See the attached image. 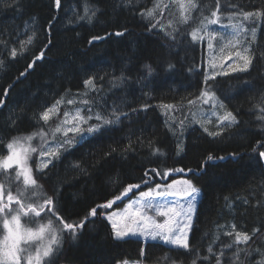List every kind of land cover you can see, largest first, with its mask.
I'll return each instance as SVG.
<instances>
[{
	"label": "trees",
	"instance_id": "1",
	"mask_svg": "<svg viewBox=\"0 0 264 264\" xmlns=\"http://www.w3.org/2000/svg\"><path fill=\"white\" fill-rule=\"evenodd\" d=\"M10 2L0 0V60L3 61L0 98L5 99V105L0 107V156L7 153L6 145L12 137L40 130L44 122L38 124L34 114L38 117L40 111L61 97V112L76 106L85 110L81 101L87 99L93 103L94 113L107 114L115 106L127 115L103 134L63 152L43 173L36 171L39 153H33L28 163L44 193L52 195L57 191L61 214L78 222L92 207L113 199L128 184H141L112 208L100 209L103 215L89 217L90 222L78 236L65 235L53 257L54 264H119L142 258L154 264H173L178 254L172 252V259H165L168 248L162 244L115 239L105 215L121 209L148 187L180 177L192 180L200 190L190 245L199 248L201 257L209 255L211 264H215L214 255L207 249L212 246L213 253L219 254L225 245L231 244L234 234L229 237L224 233L231 231L234 224L236 230L249 234L254 228L259 230L248 245H240L248 251L247 257L241 254L243 264H264V169L258 163L259 152L264 151L261 128L264 119H259L264 117L261 111L264 108V0H220V15L237 12L235 20L242 21L239 13L251 12L253 17L249 18L252 20L247 27L256 29L255 39L245 41L248 55L253 57L250 69L208 82L238 123L226 126L218 136H210L196 127L188 128L184 153L179 156L175 133L181 127L180 122L185 121L189 109L186 105L189 100H197L200 91L208 86L204 83L206 45L199 39L193 42L191 32L201 28L205 16L211 17L216 0H195L202 11L193 10L187 24L174 14L178 8L172 0H61L60 9L55 8L54 0H20L19 8L6 7ZM157 2L160 6L166 2L170 5L176 26L157 25L149 30L153 23L141 12L152 9ZM86 7L90 10L87 13ZM91 10H96V15L89 21L87 15ZM158 12L157 9L154 13L155 20ZM77 15L85 19L77 20ZM118 31L124 34L117 36ZM33 32V42L25 45L21 53V41H27ZM92 37L104 39L89 44ZM49 40L51 45L45 50ZM13 48L18 52L16 58L10 55ZM42 50L44 57L28 69V64ZM146 66H150L151 73ZM25 71L26 75L20 76ZM90 76L97 77V87L102 83V91L85 87L83 82ZM121 76L124 77L121 86L112 88L109 81ZM99 77L105 79L101 82ZM5 88H9L6 97ZM69 99L77 101L69 105ZM168 104L174 106V122H169L161 112ZM12 119L16 121L14 125ZM56 120L53 117L44 125L45 129L54 128L58 124ZM137 138L143 145L137 143ZM129 140L135 151L124 157L120 150ZM52 142L49 135V144ZM39 143V137L31 142L33 146ZM111 147L117 148V152L105 157L104 153ZM154 148L159 149L157 155L151 154ZM232 153L239 155L234 158ZM209 155L214 159L208 160ZM222 156L225 159H218ZM76 164L80 168H74ZM152 168L160 171L184 168L193 172L173 173L167 180H161L149 171L150 184H142L145 171ZM234 251V248L225 250L224 264H231ZM181 254L176 264H191L192 257L183 254V250Z\"/></svg>",
	"mask_w": 264,
	"mask_h": 264
},
{
	"label": "snow or ice",
	"instance_id": "2",
	"mask_svg": "<svg viewBox=\"0 0 264 264\" xmlns=\"http://www.w3.org/2000/svg\"><path fill=\"white\" fill-rule=\"evenodd\" d=\"M130 2V0H128ZM179 6V17L180 22L187 24L191 18L193 10L202 11L199 8L195 0H176ZM6 7L19 8L20 0H11L10 3L5 4ZM54 6L56 9L61 8V0H54ZM170 7L169 4H164L163 7L157 2L152 9L142 11V16H147L150 19H154V13L158 9L161 15ZM221 3L220 0H216L215 10L211 11V18L205 16L204 20L207 21L208 25H217L221 20ZM90 10L86 7L85 12ZM243 16L245 21L253 17L251 12L239 13ZM96 15V10H91V14L87 15V19L91 21ZM237 12L230 13L228 19L229 24L233 29V35L235 38H239L244 32V26L240 22L232 23V17L237 16ZM259 15V13H256ZM55 19V17H54ZM77 20H84L85 16H76ZM204 20L201 21V25L204 26ZM51 23V21L49 22ZM72 23V20H69ZM171 21L169 26H171ZM157 24H152L150 29H155ZM205 27V35L209 37L208 47L212 48V40L215 39V32H207ZM161 28L163 26L161 25ZM126 31V30H125ZM173 31H177L173 29ZM117 36L123 35V32H116ZM166 35L172 36L171 33ZM253 38L256 36V29L252 30ZM33 35L28 36L27 41H21L20 52L23 53L25 45H30L33 42ZM192 41L196 42L197 39L203 40V36L198 37V29H194L191 32ZM104 37H92L89 40V44L95 40H101ZM175 39V36H172ZM241 43L239 39L236 41ZM2 43V41H0ZM51 45V40L45 45V50ZM244 53L249 52V48L243 49ZM12 58H16L18 55L17 49L13 48L10 53ZM45 51L42 50L35 59L28 64L27 68L31 69L37 60L44 57ZM237 57L243 61V66L238 68H232V71L247 72L253 63V57L249 55H241L240 52L236 53ZM231 58V57H229ZM0 64L3 61L0 60ZM149 73H151L150 66H146ZM171 67V66H170ZM214 67V66H213ZM231 67V65H229ZM27 71V70H26ZM25 72H21L20 76H25ZM215 75L205 74L204 83L208 85L209 80H215ZM104 77H99V81H103ZM124 77H113L109 83L112 88H118L121 86ZM97 77L90 76L84 80L86 88H93L98 91L103 90L102 83L99 87L96 84ZM11 85L9 86V88ZM9 88H5L4 95H8ZM197 100H202L203 104H209L211 102L213 108L219 104L220 108H224V104L217 100L215 93L212 91V86L208 85L206 88L200 91ZM63 101L61 99L48 107H45L39 112L38 117L34 114V119L43 121V125H40V130L32 132L31 134L24 136H15L7 143L6 148L8 150L7 155L0 156V173L4 176V182H0V219H2V226L5 230L3 239H0V264H54L53 257L56 256L58 248L62 246V238L65 235L75 238L80 234V231L89 223V217H96L100 209H110L117 202L127 197L129 193L133 192L134 189H139L141 184H128L123 188V191L113 199L107 200L105 203L97 204L92 207L91 210L83 218L79 219L78 222L70 221L61 214V209L57 206L58 193L53 191L52 195L44 193L42 186L38 183L37 178L33 175V169L29 165V160L32 159L33 153H39L40 160L37 164L36 171L43 173L49 165L53 164L55 160H59L63 152H67L73 146L96 137L97 135L103 134L108 131L114 125H118L122 122V117L126 116L127 113L120 111L118 107L113 106L110 112H93V103L85 99L81 103L85 106V110L76 108L74 114L69 111L63 112V118L59 117L60 104ZM76 103L75 100H67V104L72 105ZM189 104L194 103L193 100L188 101ZM5 105V99L0 98V107ZM143 107H147L144 105ZM166 109H173L172 104L164 106ZM133 111H136L133 109ZM264 112V108L261 109ZM215 115V113H213ZM57 117L60 122L51 129H45L44 125H48L49 122ZM219 129L217 132H210L207 127L204 131L210 136H218L224 131L225 127H230L233 124H237V117L231 111H225L224 115L219 116ZM259 119H264L260 117ZM92 121H95L94 123ZM14 125L16 121L11 120ZM180 126L183 127V121L180 122ZM264 131V125L261 126ZM58 136L57 134H61ZM49 135L53 141L54 146L49 145ZM35 137L40 138V143L33 146L31 142ZM137 143L143 145V141L137 138ZM151 147L152 142L149 141ZM261 143L260 141L257 142ZM178 153L183 149L180 145H177ZM129 151H135V145L129 140V144L120 150V154L124 157L127 156ZM117 152V148L111 147L108 152L104 153L105 157L111 156ZM159 152L158 148L152 149V155H157ZM234 158L238 156V153L230 154ZM208 160H213L214 157L209 155ZM218 159H225V157H219ZM259 167L264 169V151L259 152ZM74 168H80L79 164L73 166ZM203 168V165L201 166ZM11 170V171H10ZM82 172L84 169H80ZM12 171L15 175H12ZM154 173L159 176L161 180H167V178L173 173H184L193 172L192 169L185 170L184 168H171L163 171L157 168L146 170L144 176L146 179L142 180V184L149 185L152 177L149 174ZM264 174V173H262ZM22 181L23 187H20ZM115 182V180H113ZM15 184L16 194L14 195L11 188ZM199 189L195 186L194 182L189 179L172 180L171 183H156L155 187H148L147 191H141L139 198L132 203H129L124 208V216L122 219L125 221L121 226L116 219L119 213H112L107 216L109 223L113 229V236L117 240L124 239L126 237H144L145 240H160L164 246H167L168 253L165 254V259H172L171 253L176 252L178 255L176 260L181 259V250L183 254L191 256V264H200L204 262H210V256L204 255L201 257L199 248L197 246L190 245V232L193 227V216L196 210V203ZM6 193V200H5ZM165 197H176V200L171 202L165 201L164 203H154L157 198ZM187 200V205L180 203V200ZM247 203V201H245ZM147 209L154 210L160 217H164L163 222H158L154 218L146 214ZM22 217H27L29 222L32 224L39 223L38 227H22ZM46 221V222H43ZM259 230L253 229L252 233L249 234L245 231L236 230V226L233 224L231 231H227L224 235L233 237L231 244L225 245L219 254L213 253L212 246H209L207 252L214 255L215 264H224L225 250L235 251L230 257L231 264H243L241 261V254L245 257L248 255V251L245 248H241L240 245H248V243L258 235ZM145 255V251L141 249V256ZM176 260H173V264H176ZM124 264H127L125 261ZM260 264V262H258Z\"/></svg>",
	"mask_w": 264,
	"mask_h": 264
},
{
	"label": "rangeland",
	"instance_id": "3",
	"mask_svg": "<svg viewBox=\"0 0 264 264\" xmlns=\"http://www.w3.org/2000/svg\"><path fill=\"white\" fill-rule=\"evenodd\" d=\"M172 2L177 3L176 0H172ZM165 4H167V2ZM163 5L161 7H163ZM177 8H178V10H177L178 13L176 12V8H175L174 14L179 16L178 3H177ZM174 14L172 13L171 9L170 10L168 9L167 14H166V12H164V14L161 15L158 12L156 20L150 19L147 16L146 17L150 23L152 22L153 24H157V25H159V27H161V25H162L164 28V27L169 26L170 21L172 22L171 26H176L175 20H174L175 19ZM228 17H229L228 14L221 15L220 23H218L217 25H208L207 21L205 20L204 26H206L207 32H215V34H216L215 39L211 41L212 45H213L212 48L208 47L209 37L207 35H205V27L201 25V28L198 29V36L199 37L203 36V40H200V39L199 40L201 42L203 41L206 45V48H205V50H206L205 74L207 73L210 76L211 75H215L216 77L226 76V75L241 72V71H235V72L232 71V68H238V67L243 66V61H241L237 57L236 53L240 52L241 55H248V53L243 52L244 48H246V47L249 48L248 44L245 41L248 38L255 39V38H253V35L251 32L252 30H250L247 27L248 21H250L252 19H249L247 21H245L244 19L242 21H239V20L236 21L235 20L236 18L232 17V23L240 22L244 26V32L241 34V36L239 38H235L233 35V29L229 24ZM237 39H239L241 41V43H237L236 42ZM229 57H231V58H229ZM229 65H231V67H229ZM217 100L219 102L223 103L218 98H217ZM75 101H77V100H75ZM186 107H188L189 109H188V113H186V117H185V121L183 123V127H180L178 132L175 133L177 135V140H178L177 145L179 144L180 147L183 149L182 151H179V153H178V148H177V155L178 156L182 155L184 153L185 131L188 128L196 127V128L201 129L203 132H205L204 128L207 127L210 132L220 131L219 126H218V124H219L218 118H219V116L224 115L225 111H228L225 104H224V108H220L219 104H217V106L215 108H213L211 102L209 104H203L202 100H195L194 103H192V104L188 103L186 105ZM76 108L83 109L82 107L76 106V107H73L71 110H64V111H69V112L74 114ZM64 111L61 112V110H60V112H59V117L61 119L63 118V112ZM161 112L163 115H165L166 119L169 122H174L173 116L175 114H174V111L172 109H166L165 107H163L161 109ZM213 113H215V115H213ZM166 114H167V116H170L171 119H169L166 116ZM56 121L58 123L60 122V120L58 118ZM205 133H207V132H205ZM61 136H62V133H61ZM49 145L54 146L53 142L50 143ZM5 155H7V153ZM39 160H40V157L38 154L37 155V164H38ZM12 175H15V174H12ZM182 179H185V178L180 177V178H176L174 180H182ZM0 182H4V176L2 173H0ZM171 182H169V183H171ZM19 186L23 187L22 184ZM11 190H12L13 194L15 195L16 194L15 184L13 185ZM145 191H147V190H145ZM138 198H139V193L135 197H133L129 201H127L126 204L121 209L115 210V211H112V212L106 214L105 218L107 219V216L111 215L112 213H119L120 214L119 216L113 217V218L116 219L117 222L121 226H123V224L125 223V221L122 219V217L125 215L124 211H123L124 208L126 207V205L134 202ZM176 199H177L176 197L157 198V200L154 201V203H164L165 201L171 202V201L176 200ZM5 200H6V193H5ZM180 203L187 205V200L186 199L180 200ZM195 203H196V210H197L198 201L196 200ZM196 210H195V213L193 216V222L195 219ZM146 214L148 216L154 218L156 221L161 222V223L165 219L164 217H160L152 209H147ZM43 222H46V221H43ZM21 224H22V227H38L39 226V223H36V224L30 223L27 217H22ZM4 235H5V230L3 229V226H2V219H0V239H3ZM128 239H136V240L142 241L144 243L151 242V243H158V244L163 245V242L160 240L154 241L150 238L145 240L144 237H136V238L126 237V238L121 239V240H128ZM125 261L127 262V264H154V263H149V262L144 261L143 258L137 259V260H124V261L120 262L119 264H124Z\"/></svg>",
	"mask_w": 264,
	"mask_h": 264
}]
</instances>
